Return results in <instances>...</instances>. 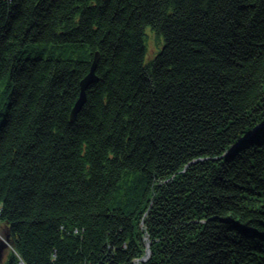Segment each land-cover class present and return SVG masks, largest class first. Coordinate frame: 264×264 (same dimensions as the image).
I'll use <instances>...</instances> for the list:
<instances>
[{
  "label": "trees",
  "instance_id": "1",
  "mask_svg": "<svg viewBox=\"0 0 264 264\" xmlns=\"http://www.w3.org/2000/svg\"><path fill=\"white\" fill-rule=\"evenodd\" d=\"M0 223L6 264H264V0H0Z\"/></svg>",
  "mask_w": 264,
  "mask_h": 264
},
{
  "label": "rangeland",
  "instance_id": "2",
  "mask_svg": "<svg viewBox=\"0 0 264 264\" xmlns=\"http://www.w3.org/2000/svg\"><path fill=\"white\" fill-rule=\"evenodd\" d=\"M146 35H147V39H146L147 51L144 57V61L149 62L157 53V51L160 49L161 41L159 40V45H158L157 41L155 40V37L153 36V34L149 29H146ZM7 237L8 236L4 232V226L0 223V244L7 245L5 246V248H3V250L0 253V264H6L10 254L11 253L14 254V251L9 243V238L7 241Z\"/></svg>",
  "mask_w": 264,
  "mask_h": 264
},
{
  "label": "water",
  "instance_id": "3",
  "mask_svg": "<svg viewBox=\"0 0 264 264\" xmlns=\"http://www.w3.org/2000/svg\"><path fill=\"white\" fill-rule=\"evenodd\" d=\"M93 68L94 66H92V69H91V72L86 76V78L81 82V86H80V92H79V97L72 109V112H71V116L72 117H75V115L78 113V111L80 110L83 102H84V99H85V89L87 87V85L92 82L93 80ZM7 241H8V237H7ZM5 246H7L6 244L5 245H1L0 244V253L1 251L3 250V248H5ZM149 256V251H147L146 255H145V259H147Z\"/></svg>",
  "mask_w": 264,
  "mask_h": 264
},
{
  "label": "built area",
  "instance_id": "4",
  "mask_svg": "<svg viewBox=\"0 0 264 264\" xmlns=\"http://www.w3.org/2000/svg\"><path fill=\"white\" fill-rule=\"evenodd\" d=\"M18 264H23L22 262H19Z\"/></svg>",
  "mask_w": 264,
  "mask_h": 264
}]
</instances>
